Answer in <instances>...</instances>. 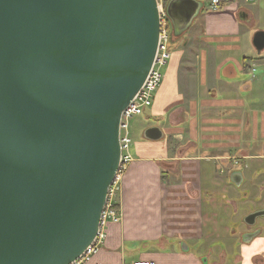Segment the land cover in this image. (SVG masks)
Wrapping results in <instances>:
<instances>
[{"label": "water", "instance_id": "95a60500", "mask_svg": "<svg viewBox=\"0 0 264 264\" xmlns=\"http://www.w3.org/2000/svg\"><path fill=\"white\" fill-rule=\"evenodd\" d=\"M202 7L167 2L174 38ZM160 30L157 0H0V264H71L93 242ZM253 41L261 51L264 31Z\"/></svg>", "mask_w": 264, "mask_h": 264}, {"label": "crops", "instance_id": "0c3cea01", "mask_svg": "<svg viewBox=\"0 0 264 264\" xmlns=\"http://www.w3.org/2000/svg\"><path fill=\"white\" fill-rule=\"evenodd\" d=\"M199 1L141 126L142 136L151 125L164 136L135 140L118 195L123 218L83 264H215L209 253L221 238L218 259L233 251V264H264V217L246 233L242 224L264 208V48L253 41L264 31V0H222L217 9Z\"/></svg>", "mask_w": 264, "mask_h": 264}, {"label": "built area", "instance_id": "2783aa9c", "mask_svg": "<svg viewBox=\"0 0 264 264\" xmlns=\"http://www.w3.org/2000/svg\"><path fill=\"white\" fill-rule=\"evenodd\" d=\"M160 12L161 30L157 54L154 63L141 88L135 94L131 103L123 110L120 123V145L121 158L116 177L109 187L107 200L103 208L99 231L93 242L86 248L80 257L71 264H83L90 261L94 254L100 251L107 239V229L109 223H119L123 214L118 207L116 199L119 187L117 181L120 180L123 171L133 160L131 146L133 138L131 135V121L137 116L150 109L154 103L155 93L163 82L164 71L172 57L171 50V24L166 13V4L169 0H157ZM222 5V0H211V6L217 9ZM98 264V263H97ZM132 264H150L149 261H135Z\"/></svg>", "mask_w": 264, "mask_h": 264}, {"label": "rangeland", "instance_id": "374dc122", "mask_svg": "<svg viewBox=\"0 0 264 264\" xmlns=\"http://www.w3.org/2000/svg\"><path fill=\"white\" fill-rule=\"evenodd\" d=\"M208 8V7H207ZM198 19H199V17H198ZM200 19H202V18H200ZM198 21V20H197ZM171 24V23H170ZM199 25V24H198ZM171 31H172V26H171ZM186 34H187V31L184 33V34H182L181 36H176L175 38H174V36H172L171 37V44H172V49H174V48H177V47H179L180 45H181V43L183 42V39L184 38H186L187 36H186ZM165 72V71H164ZM150 110V109H149ZM146 112H148V109H147V111H145L143 114H141V115H137V116H135L133 119H132V121H131V126H130V129H131V135H132V138H133V143H132V148H131V153H132V155H133V152H134V145H135V140H137V141H139L140 139H143V136H142V128H141V126H142V123H145V122H147V119H146V117H147V115L145 116V114H146ZM154 115V114H153ZM153 115H151V116H153ZM154 118V122L156 121L155 120V115L153 116ZM152 118V117H151ZM151 123V122H150ZM145 126H147V125H145ZM170 141H172L171 140V137H170ZM187 143V140H185V142H184V144H186ZM133 159H134V157H133ZM131 163V162H130ZM129 163V164H130ZM129 164H128V166H127V168L123 171V173H122V176H121V178H120V180H118L117 181V186L119 187V190H118V192H117V195H116V199H117V202L119 201L118 200V195H119V193L121 192V189H122V183H123V180H124V177H125V175H126V173H127V170H128V167H129ZM238 187H240V186H238ZM238 191L239 192H241V189H238ZM235 208H237V206L235 207ZM238 214H237V213ZM243 212V211H242ZM233 213V214H232ZM249 213V212H248ZM248 213L246 214V215H248ZM230 214H231V218H230V220H231V223H229V225H230V227H232L234 230L236 229V230H238L239 231V229H240V227H238V225H239V222H237V219H235L234 218V216L235 215H239V211H230ZM245 215V216H246ZM245 216L243 217V222H242V224L244 223L245 224V226L247 227L245 230H244V232L246 233V232H249L248 231V229L250 228V227H255L256 226V224H258L259 223V219L260 218H262V217H259L258 219H257V222L254 224V225H248L245 221H244V218H245ZM238 217V216H237ZM260 225V224H259ZM245 233H242L241 234V238L242 239H245L246 238V234ZM238 236H239V234H238ZM238 237L237 238H234V239H232V241L231 240H228L229 241V243H230V247L232 246V248H234L235 247V244L236 243H238ZM221 241L220 242H218V243H216L214 246H213V248L215 247V249H214V251H213V253H214V255H213V257L211 258L212 260H215V261H219V257L221 256V255H218L219 254V252H220V250H221V248L222 249H225V245L224 244H226V239L225 240H223V238H221L220 239ZM225 254V253H224ZM234 252L233 251H230L229 252V256H228V260H227V258L226 257H224L225 258V262L227 261V263L226 264H233V263H235V259H234ZM210 259V260H211ZM216 264V263H215Z\"/></svg>", "mask_w": 264, "mask_h": 264}, {"label": "flooded vegetation", "instance_id": "af4514ba", "mask_svg": "<svg viewBox=\"0 0 264 264\" xmlns=\"http://www.w3.org/2000/svg\"><path fill=\"white\" fill-rule=\"evenodd\" d=\"M262 209H264V208H262ZM256 210H258V209H256ZM253 211H255V210H253ZM253 211H250L249 213H251V212H253ZM249 213H248V214H249ZM246 216H247V215H246ZM246 216H245V217H246ZM261 217H263V216H261ZM256 231H257V230H256ZM258 231L260 232L261 229L259 228ZM212 253H213V252L209 253V255H212ZM215 263H216V264H223V263H225V261L219 259V261L217 260Z\"/></svg>", "mask_w": 264, "mask_h": 264}, {"label": "trees", "instance_id": "16d2710c", "mask_svg": "<svg viewBox=\"0 0 264 264\" xmlns=\"http://www.w3.org/2000/svg\"><path fill=\"white\" fill-rule=\"evenodd\" d=\"M172 36H173V34H172ZM172 36H171V37H172Z\"/></svg>", "mask_w": 264, "mask_h": 264}]
</instances>
